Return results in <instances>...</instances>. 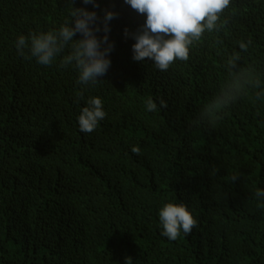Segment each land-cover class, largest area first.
<instances>
[{"label":"trees","instance_id":"1","mask_svg":"<svg viewBox=\"0 0 264 264\" xmlns=\"http://www.w3.org/2000/svg\"><path fill=\"white\" fill-rule=\"evenodd\" d=\"M98 4L0 0V264H264V0H231L167 71L132 58L124 30L146 16ZM75 7L101 26L105 9L117 13L95 84L60 66L75 41L48 66L16 47L58 31ZM92 97L106 116L84 133ZM166 203L188 207L190 234L162 235Z\"/></svg>","mask_w":264,"mask_h":264},{"label":"clouds","instance_id":"2","mask_svg":"<svg viewBox=\"0 0 264 264\" xmlns=\"http://www.w3.org/2000/svg\"><path fill=\"white\" fill-rule=\"evenodd\" d=\"M83 3L92 4L94 8L99 6L98 0H83ZM124 3L146 16L144 23L135 31L124 30L126 38L131 36L135 40L132 45L133 60H151L156 68L167 71L176 60H188L190 45L200 40L206 30L217 29L220 16L230 6L231 0H124ZM71 15L72 20L58 31L32 34L30 38L19 36L17 50L23 54L27 48L37 63L48 66L70 42L75 41L71 45V53L61 60L60 66L74 65L79 73L77 83L95 84L111 65L109 54L115 44L109 40V22L117 13L105 9L102 26L95 10L75 7ZM101 30L104 33L102 37L97 35ZM77 33L81 38H76ZM240 48L246 50L247 45L241 42ZM160 104L167 106L164 100ZM147 107L153 111L156 104L150 100ZM105 116L102 100L99 97L89 98L77 118L80 131L93 132ZM132 151L140 154L138 147H133ZM256 195L264 196V190H257ZM159 219L162 235L171 240L177 239L181 231L190 234L197 223L186 205L175 203H166L159 211Z\"/></svg>","mask_w":264,"mask_h":264}]
</instances>
